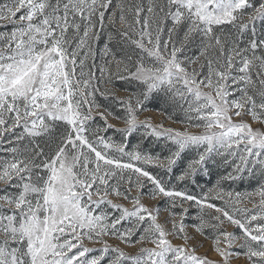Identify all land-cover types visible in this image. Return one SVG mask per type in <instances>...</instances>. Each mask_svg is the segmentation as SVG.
Segmentation results:
<instances>
[{
  "label": "snow or ice",
  "instance_id": "snow-or-ice-1",
  "mask_svg": "<svg viewBox=\"0 0 264 264\" xmlns=\"http://www.w3.org/2000/svg\"><path fill=\"white\" fill-rule=\"evenodd\" d=\"M0 264H264V0H0Z\"/></svg>",
  "mask_w": 264,
  "mask_h": 264
},
{
  "label": "rangeland",
  "instance_id": "rangeland-1",
  "mask_svg": "<svg viewBox=\"0 0 264 264\" xmlns=\"http://www.w3.org/2000/svg\"><path fill=\"white\" fill-rule=\"evenodd\" d=\"M146 117H151V119L153 120L154 123H160L161 121H163L166 127H173V128H177V129L183 127L182 124H180L178 122L175 123L171 119H168L166 117V115H164V113H162V112L160 113V112L155 111V110H147L140 116L141 119H144ZM113 123H117L118 126H122L117 121H113ZM107 135L114 136V138H118V135L115 134V133H112V132H108ZM239 183H240V187L236 186L237 190H241L242 191V190L248 189L249 185H248L247 182H243V183L239 182ZM146 202H149V201H146ZM150 203L155 205L158 202L151 201ZM161 214H162V217H163V216L167 215V212L165 210L161 209ZM230 230H234V229H230ZM177 242H179V241H177ZM207 247H208V244L206 243L205 244V248L201 249V251L206 250Z\"/></svg>",
  "mask_w": 264,
  "mask_h": 264
},
{
  "label": "trees",
  "instance_id": "trees-1",
  "mask_svg": "<svg viewBox=\"0 0 264 264\" xmlns=\"http://www.w3.org/2000/svg\"><path fill=\"white\" fill-rule=\"evenodd\" d=\"M147 109L148 110H155V111H158V112H162V113H164L161 109H160V106H158V105H156V104H154V103H148L147 104ZM169 114H171V110H169ZM164 115H166L165 113H164ZM166 117H167V115H166ZM176 117H180L181 119L183 118L182 117V114L181 113H176L174 116H173V119H171L172 121H174L175 119H176ZM176 123V122H175ZM181 124V123H180ZM109 132H112V131H109ZM112 133H114V132H112ZM136 136H137V138H138V136H139V133H137L136 134ZM119 136H118V138H116L117 140H119ZM133 143H135V139L133 140ZM162 149V144H161V148H157L155 151L158 153V154H161V155H166L167 154V151L166 150H161ZM185 163H186V161H185ZM152 171H159V170H156V169H151ZM176 171L178 172L179 171V169H176ZM220 171H223L222 169L220 170ZM217 177L215 176V175H213L212 176V182L214 183L215 182V179H216ZM208 178H206V177H200L199 178V180H200V183H204L206 180H207ZM229 183H231V182H229ZM227 186V185H226ZM234 187H236V186H238V187H240V183H239V181H237L236 182V184H234L233 185ZM158 204H159V206H160V208L162 209V210H165L166 209V207H167V204H166V202L165 201H163V200H161V201H158ZM192 211V214H194V212H195V210L193 209V210H191Z\"/></svg>",
  "mask_w": 264,
  "mask_h": 264
}]
</instances>
